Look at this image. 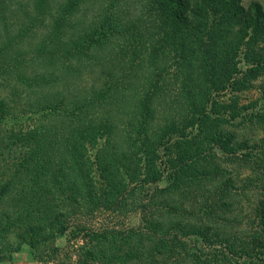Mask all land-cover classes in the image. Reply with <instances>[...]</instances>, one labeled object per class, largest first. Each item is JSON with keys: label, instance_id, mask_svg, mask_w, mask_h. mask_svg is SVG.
<instances>
[{"label": "trees", "instance_id": "16d2710c", "mask_svg": "<svg viewBox=\"0 0 264 264\" xmlns=\"http://www.w3.org/2000/svg\"><path fill=\"white\" fill-rule=\"evenodd\" d=\"M256 90L258 1L0 0V262L264 264Z\"/></svg>", "mask_w": 264, "mask_h": 264}, {"label": "rangeland", "instance_id": "374dc122", "mask_svg": "<svg viewBox=\"0 0 264 264\" xmlns=\"http://www.w3.org/2000/svg\"><path fill=\"white\" fill-rule=\"evenodd\" d=\"M253 1L260 2V4L264 9V0H242L245 6ZM258 84L259 83H257V85ZM240 105H244L246 108H248L242 112V116L245 117L253 112L264 111V101L260 99V94L257 90L241 94ZM249 130H250L249 132H251V139H261L264 136V132L258 128L249 129ZM166 185H167L166 179H162L158 183L159 187H165ZM256 197H259L258 193ZM118 223H121V225L126 227H135L139 223V215L137 213H131L124 218H120ZM79 244H80L79 240L73 239L68 232L63 236L57 238L55 245L59 249V255L54 262L52 263L50 262L49 264H73L74 261L73 251L76 249V247ZM0 264H43V263H39L35 261L31 255L30 248L24 245L22 246L21 250L18 253L13 255L10 261L0 262Z\"/></svg>", "mask_w": 264, "mask_h": 264}]
</instances>
